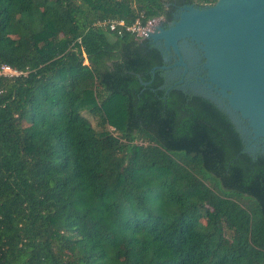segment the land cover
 <instances>
[{
	"label": "trees",
	"instance_id": "16d2710c",
	"mask_svg": "<svg viewBox=\"0 0 264 264\" xmlns=\"http://www.w3.org/2000/svg\"><path fill=\"white\" fill-rule=\"evenodd\" d=\"M215 1L0 0V264H264V154L94 25Z\"/></svg>",
	"mask_w": 264,
	"mask_h": 264
},
{
	"label": "water",
	"instance_id": "95a60500",
	"mask_svg": "<svg viewBox=\"0 0 264 264\" xmlns=\"http://www.w3.org/2000/svg\"><path fill=\"white\" fill-rule=\"evenodd\" d=\"M165 91L196 95L235 127L242 151L264 154V0L184 4L147 30Z\"/></svg>",
	"mask_w": 264,
	"mask_h": 264
},
{
	"label": "built area",
	"instance_id": "2783aa9c",
	"mask_svg": "<svg viewBox=\"0 0 264 264\" xmlns=\"http://www.w3.org/2000/svg\"><path fill=\"white\" fill-rule=\"evenodd\" d=\"M160 21V18H149L142 22L141 18L137 17L133 22L125 24L123 20H102L96 21L94 25L107 28L109 31H116L118 34L126 31L135 37L143 39L146 36L147 30L152 28ZM22 74V71H18L9 65H0V76L11 77Z\"/></svg>",
	"mask_w": 264,
	"mask_h": 264
},
{
	"label": "rangeland",
	"instance_id": "374dc122",
	"mask_svg": "<svg viewBox=\"0 0 264 264\" xmlns=\"http://www.w3.org/2000/svg\"><path fill=\"white\" fill-rule=\"evenodd\" d=\"M83 115L87 118V120L90 122V124L93 126V128L96 130V131H100L102 127H100V124H99V118L97 116H94L88 112H83ZM102 129L104 130H107V131H111V127L109 126H105L103 127Z\"/></svg>",
	"mask_w": 264,
	"mask_h": 264
},
{
	"label": "flooded vegetation",
	"instance_id": "af4514ba",
	"mask_svg": "<svg viewBox=\"0 0 264 264\" xmlns=\"http://www.w3.org/2000/svg\"><path fill=\"white\" fill-rule=\"evenodd\" d=\"M179 7H180V6L175 5V7H174L173 10H172V13L175 11L176 8H179ZM162 21H164V20L162 19Z\"/></svg>",
	"mask_w": 264,
	"mask_h": 264
}]
</instances>
